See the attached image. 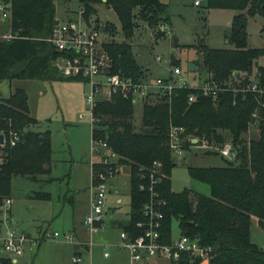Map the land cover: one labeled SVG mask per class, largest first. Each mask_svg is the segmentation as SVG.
<instances>
[{"label": "trees", "instance_id": "1", "mask_svg": "<svg viewBox=\"0 0 264 264\" xmlns=\"http://www.w3.org/2000/svg\"><path fill=\"white\" fill-rule=\"evenodd\" d=\"M76 1L83 9L84 19L95 14L94 5L108 7L116 17L124 41L103 45L108 71L135 79L142 77L144 73L132 56L128 40L136 20L148 28L167 26L165 5L158 0ZM205 8L236 12L225 38L231 48L211 49L200 43L201 62L195 66L223 83L235 78L238 72L251 75L254 69L253 79L264 88V49L247 48L245 32L248 18L264 19V0H205ZM54 12V0H10L11 38L0 40V81H74L59 77L51 66L57 53L46 40L54 24ZM259 33L264 43V23ZM249 79L244 76L238 87ZM189 94L197 92L177 89L169 98L143 104L137 132L131 123L133 106L129 100L114 97L95 104L96 121L90 138L104 141L119 157V167L128 172L129 218L118 226L130 232L140 220L139 210L146 197L137 189L138 170L145 171L155 163L161 173L156 190L164 200L159 228L163 243L169 242L173 220L180 234L197 238L201 245L211 248L209 264H264V249L249 240L251 217L264 230V106L258 107L260 100L249 93L221 92L215 102L209 97L197 96L193 103L187 104ZM26 100L21 89H13L7 98H0V129L10 121L21 132L20 142L6 151L0 165V201L9 197L12 177L36 182L37 177L49 174L50 135L48 131L29 130L33 120L28 116ZM255 109H258L254 124L256 138L246 141L243 136L248 133L250 115ZM173 127L182 130L181 145L186 151L190 145L186 139L191 138H204L216 145L228 138L235 149L233 162L222 160L224 164L216 168H186L190 179L208 187L207 197L187 191L175 194L169 189L174 162L168 149V130ZM29 198L49 201L50 195L34 192ZM175 264L188 262L181 258Z\"/></svg>", "mask_w": 264, "mask_h": 264}, {"label": "rangeland", "instance_id": "2", "mask_svg": "<svg viewBox=\"0 0 264 264\" xmlns=\"http://www.w3.org/2000/svg\"><path fill=\"white\" fill-rule=\"evenodd\" d=\"M166 7L169 19L167 26L148 28L139 20L135 21L132 37L128 40L131 53L146 78H167L168 67H178L180 78L188 86L199 85L206 73L199 66L200 43L211 49H230L225 38L229 32L231 17L236 12L220 9H206L205 0H158ZM194 1L199 4L194 6ZM1 5V2H0ZM76 0H54V19L73 18L80 9ZM95 14L84 19L89 25L101 31L105 44L121 43L123 37L112 11L103 5H94ZM264 23L260 17L247 19L246 47L264 49L259 30ZM10 20H0V40L9 34ZM108 27L105 29V27ZM175 40V44L173 43ZM159 61L156 62L155 59ZM260 59L257 62L260 64ZM194 68L189 70L188 66ZM238 72L236 76L253 77ZM250 76V77H249ZM13 89H21L26 95L28 116L33 120L29 130L48 131L50 135V176L37 177L33 182L25 177H12L10 181L11 205L8 228L24 233L33 244H25L20 256L14 257L16 264H74L72 258L78 257L77 264H127V252L118 244L120 227L110 224L112 219L128 217V172L119 167L115 191L122 199L119 209L105 214L104 226L88 234L82 224L87 211L85 187L88 184V151L90 128L87 118L78 119L86 112L83 92L85 88L78 81L12 80L0 81V98H7ZM158 100H151L155 104ZM141 107L133 106L131 123L134 131L140 130ZM255 128V126H251ZM243 136L247 141L255 139L251 130ZM227 137V136H225ZM224 143H229L225 138ZM231 144V143H230ZM174 167L169 174V189L172 193L187 191L207 197L208 187L189 178L187 167L216 168L224 163L217 155L213 156L200 150H184L181 155H172ZM34 192L50 195L49 201L29 198ZM114 194V193H113ZM106 205H109L107 203ZM0 220H3L0 215ZM6 226V225H5ZM170 238L177 239L179 230L175 221L170 222ZM4 228L2 229V232ZM56 233L57 239H42L43 235ZM70 236L71 243L63 241L62 236ZM249 240L255 246L264 249V230L256 225V219L250 218ZM83 246L87 250H83ZM107 257L103 258V248ZM12 257L0 251V264ZM150 264H166L162 260H153Z\"/></svg>", "mask_w": 264, "mask_h": 264}, {"label": "built area", "instance_id": "3", "mask_svg": "<svg viewBox=\"0 0 264 264\" xmlns=\"http://www.w3.org/2000/svg\"><path fill=\"white\" fill-rule=\"evenodd\" d=\"M193 5H197V2L194 1ZM9 17L10 0L1 2L0 5V20H8ZM10 38L9 34L2 37L4 40ZM46 41L57 53L51 62L56 74L64 79L78 81L85 88L83 98L86 112L79 115L78 119L87 118L90 132L96 121L93 114L95 104L100 101H109L114 97L129 100L132 106L139 104L142 107L143 104L149 103L151 100L169 98L177 89H190L197 92V94L188 95L187 104L193 103L197 96L209 97L212 102H215L217 95L221 92L233 94L241 92L254 95L260 100L258 107L264 106V88L258 86L253 79L254 75L247 83L238 87L244 76H236L223 83L217 82L212 74L208 73L199 85L188 87L180 78L178 67H168L167 78L149 79L143 75L135 79L120 72L110 73L103 50L105 40L99 29L84 20L81 7L74 13L73 18L54 19L50 37ZM155 61L158 62L159 59L156 58ZM250 119L251 124L248 127V132L258 119V109L252 112ZM181 133L182 130L176 127L168 130V149L172 155L179 156L184 151L181 145L184 141L180 138ZM0 137L1 165L4 162L6 151L14 148L20 142L21 132L15 130L10 121H7L0 129ZM186 140L189 141V149L215 154L228 162H233L236 158L235 149L230 143L216 145L208 143L204 138ZM118 158L104 141L90 138L87 160L90 179L89 199L82 221L88 234H92L104 226L105 214L108 212L106 197L111 180L118 175ZM160 177L158 164L155 163L145 171L142 168L138 170L137 189L146 197L139 210L140 220L135 223L133 231L124 232L120 229L118 234L119 248L127 252V264H150L153 260L175 264L181 258H185L188 264H209L212 250L208 246L201 245L197 238L179 233L175 240L169 238L168 243L161 241L159 228L164 200L156 190ZM118 204L119 201L116 205ZM10 205L9 197L1 199L0 215L3 220H0V251L12 257L5 261L7 264H16L14 257L22 254L25 244L32 245L33 242L24 233L7 227L10 222ZM128 218L129 216L127 220ZM44 238L57 239L58 235L56 233L46 234L42 236V239ZM62 239L66 243L72 241L70 236L63 235ZM103 251L102 257L106 258L105 247ZM78 262V257L72 258V263L77 264Z\"/></svg>", "mask_w": 264, "mask_h": 264}, {"label": "crops", "instance_id": "4", "mask_svg": "<svg viewBox=\"0 0 264 264\" xmlns=\"http://www.w3.org/2000/svg\"><path fill=\"white\" fill-rule=\"evenodd\" d=\"M199 4L197 5H194V6H198ZM226 43V42H225ZM227 44V43H226ZM51 157V156H50ZM87 168H88V184L87 186L85 187V202L87 204L88 202V199H89V193H88V188H89V185H90V179H89V167H88V164L86 165ZM50 171H51V167L49 166V176H50ZM116 177H114L112 180H115ZM111 180L110 184H109V192L107 194V197H106V204L109 203V205H106L107 208H108V211H115L117 209H119V207L121 206L122 204V199L120 197L117 196V190L115 191L116 189V186H117V182H113ZM114 193V194H113ZM128 195V194H127ZM119 201V204L116 205ZM128 202H129V197H128ZM127 221V218L122 220V219H112L110 224H112V226H117L118 224H121V223H125ZM120 248H119V242L117 245H115V250L118 251ZM83 250L86 251L87 250V247L86 246H83Z\"/></svg>", "mask_w": 264, "mask_h": 264}, {"label": "water", "instance_id": "5", "mask_svg": "<svg viewBox=\"0 0 264 264\" xmlns=\"http://www.w3.org/2000/svg\"><path fill=\"white\" fill-rule=\"evenodd\" d=\"M102 2H104V0H101ZM106 9H108V7H106ZM173 43L175 44V40H173ZM189 70H192L194 67L192 65L188 66ZM0 143H1V137H0Z\"/></svg>", "mask_w": 264, "mask_h": 264}]
</instances>
